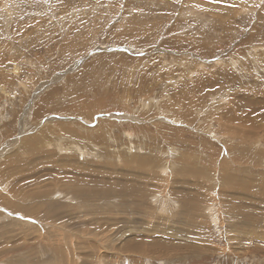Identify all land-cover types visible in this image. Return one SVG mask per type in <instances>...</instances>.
Wrapping results in <instances>:
<instances>
[{
    "label": "rangeland",
    "instance_id": "rangeland-1",
    "mask_svg": "<svg viewBox=\"0 0 264 264\" xmlns=\"http://www.w3.org/2000/svg\"><path fill=\"white\" fill-rule=\"evenodd\" d=\"M0 264H264V0H0Z\"/></svg>",
    "mask_w": 264,
    "mask_h": 264
}]
</instances>
